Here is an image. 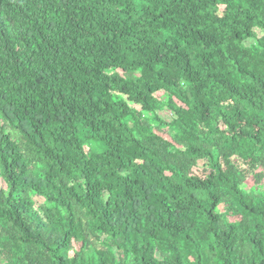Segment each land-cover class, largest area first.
I'll use <instances>...</instances> for the list:
<instances>
[{
  "label": "trees",
  "instance_id": "16d2710c",
  "mask_svg": "<svg viewBox=\"0 0 264 264\" xmlns=\"http://www.w3.org/2000/svg\"><path fill=\"white\" fill-rule=\"evenodd\" d=\"M0 264H264V0H0Z\"/></svg>",
  "mask_w": 264,
  "mask_h": 264
},
{
  "label": "rangeland",
  "instance_id": "374dc122",
  "mask_svg": "<svg viewBox=\"0 0 264 264\" xmlns=\"http://www.w3.org/2000/svg\"><path fill=\"white\" fill-rule=\"evenodd\" d=\"M170 114L168 113V112H166V111H162V112H160V116L162 117V118H164V119H170V116H169ZM40 202V201H39Z\"/></svg>",
  "mask_w": 264,
  "mask_h": 264
}]
</instances>
